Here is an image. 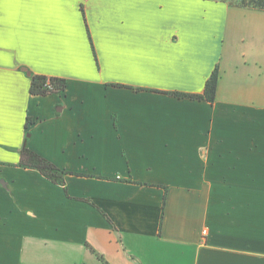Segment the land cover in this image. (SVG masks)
Instances as JSON below:
<instances>
[{
    "label": "crops",
    "instance_id": "crops-1",
    "mask_svg": "<svg viewBox=\"0 0 264 264\" xmlns=\"http://www.w3.org/2000/svg\"><path fill=\"white\" fill-rule=\"evenodd\" d=\"M127 1L0 0V264H264V12Z\"/></svg>",
    "mask_w": 264,
    "mask_h": 264
},
{
    "label": "trees",
    "instance_id": "trees-1",
    "mask_svg": "<svg viewBox=\"0 0 264 264\" xmlns=\"http://www.w3.org/2000/svg\"><path fill=\"white\" fill-rule=\"evenodd\" d=\"M217 1V0H205ZM242 8H250L256 11L264 12V0H249L241 4ZM219 81V71L216 69L210 79L207 81L202 95H187L175 93L174 95L180 98H189L199 101L214 102L216 99ZM68 88V83L64 79L55 77H45L35 75L32 77L31 93L33 95L48 96L64 92ZM20 165L24 168L38 170L43 176L49 180L64 185V175L68 174L65 171L59 170L55 165L37 154L24 150L21 156ZM165 205V200H164ZM95 253V250L91 249ZM98 255V258L105 264H108L103 256Z\"/></svg>",
    "mask_w": 264,
    "mask_h": 264
},
{
    "label": "rangeland",
    "instance_id": "rangeland-1",
    "mask_svg": "<svg viewBox=\"0 0 264 264\" xmlns=\"http://www.w3.org/2000/svg\"><path fill=\"white\" fill-rule=\"evenodd\" d=\"M118 1L128 2L127 0H118ZM217 1L227 2L228 4L234 5V6H241V4H243L244 2H247L249 0H217ZM206 3L207 2H204V4H206ZM106 16H108V15H106Z\"/></svg>",
    "mask_w": 264,
    "mask_h": 264
}]
</instances>
